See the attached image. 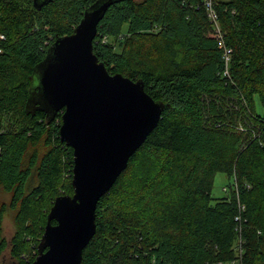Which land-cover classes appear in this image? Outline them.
I'll return each mask as SVG.
<instances>
[{
    "label": "trees",
    "instance_id": "16d2710c",
    "mask_svg": "<svg viewBox=\"0 0 264 264\" xmlns=\"http://www.w3.org/2000/svg\"><path fill=\"white\" fill-rule=\"evenodd\" d=\"M95 1L0 0V254L9 245L16 264L34 260L54 199L73 193L62 111L27 108L33 68ZM204 2L117 0L97 25L98 60L164 108L99 199L81 264H221L239 247L242 264H264V0H213L227 62ZM216 172L233 179L220 198Z\"/></svg>",
    "mask_w": 264,
    "mask_h": 264
},
{
    "label": "water",
    "instance_id": "95a60500",
    "mask_svg": "<svg viewBox=\"0 0 264 264\" xmlns=\"http://www.w3.org/2000/svg\"><path fill=\"white\" fill-rule=\"evenodd\" d=\"M47 0H34L40 3ZM117 0H96L73 33L57 37L33 68L27 108L62 111L59 137L73 150L72 195L57 196L30 264H81L95 232L99 199L156 126L164 103L143 81L110 74L93 53L97 25ZM55 221V223H52Z\"/></svg>",
    "mask_w": 264,
    "mask_h": 264
},
{
    "label": "rangeland",
    "instance_id": "374dc122",
    "mask_svg": "<svg viewBox=\"0 0 264 264\" xmlns=\"http://www.w3.org/2000/svg\"><path fill=\"white\" fill-rule=\"evenodd\" d=\"M110 40L114 41L113 38H111ZM255 99H256V108H257L256 110L258 112H262V107L258 101V98ZM232 180L233 179L227 176L225 173L216 172L212 182L211 196L214 198H220L226 196L228 194L227 184L228 182H232ZM0 200H4L7 202L9 200V194L0 190ZM2 227H3V235L6 237L7 240H9V238L12 236L14 232L13 211L7 210L4 213ZM228 263L229 262H224L223 264H228ZM0 264H16V262L12 260L9 254V245H7L4 251L0 254Z\"/></svg>",
    "mask_w": 264,
    "mask_h": 264
},
{
    "label": "built area",
    "instance_id": "2783aa9c",
    "mask_svg": "<svg viewBox=\"0 0 264 264\" xmlns=\"http://www.w3.org/2000/svg\"><path fill=\"white\" fill-rule=\"evenodd\" d=\"M204 5H205L206 12H207V16L215 28V33H216V37L218 39L219 46L222 47L225 51L224 58H225V61L227 62L228 61V53L230 50L225 48V46L223 44V39H222V34H221V31L219 28L217 13H216V10L213 6V0H205ZM241 252H242V250L239 247V249H238L239 257L235 260L230 261L228 264H242L240 261ZM221 264H223V263H221Z\"/></svg>",
    "mask_w": 264,
    "mask_h": 264
}]
</instances>
